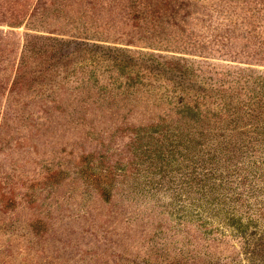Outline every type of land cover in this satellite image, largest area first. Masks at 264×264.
<instances>
[{
  "label": "trees",
  "instance_id": "16d2710c",
  "mask_svg": "<svg viewBox=\"0 0 264 264\" xmlns=\"http://www.w3.org/2000/svg\"><path fill=\"white\" fill-rule=\"evenodd\" d=\"M104 4L109 5L108 11L103 9ZM205 4L210 7L209 1ZM83 6L89 10L82 9ZM161 7L158 0H18L7 9L0 3V26L6 25L9 28H0V106L2 99H5L0 108V194H5L4 189L10 186L7 179L20 173L27 175L17 162L11 160L15 159L13 154L16 150L28 148L30 141L31 147L37 149L43 144L34 138L27 142L28 136L38 132V124L34 120L50 116L44 113L52 112L59 106V103H47L39 97L40 88L34 84L36 63H50L49 54L52 50H60L61 46L70 42V38L82 37L78 35L87 29L83 25H86L88 16L108 21L109 27L103 31L113 25L110 19L115 21V43L152 48V51L158 49L165 55L180 53L178 48L165 42L173 36L167 35L164 15L173 17L175 11H171L170 5L163 9ZM185 12L181 17L188 11ZM192 12L189 11L188 14ZM199 19H211L220 23L225 33L223 46L228 47L230 40L235 47L230 52L194 50L188 54L245 64L248 68H253L248 69L252 70L250 72H256L259 66L264 67V0H214L212 10L206 8V12L197 15L196 20ZM196 20L195 23H200V32L206 30L203 27L209 29L208 25L203 26V22ZM23 23L35 27L33 30L45 32V35L27 31L19 33L16 28ZM204 33L202 38L207 36V32ZM209 36L211 37L210 34ZM257 72L260 73L258 77L249 75L250 77L243 78L238 74H231L232 78H218L230 84L226 88L219 87H222L219 90L222 97L216 103L186 95L188 98L171 105L174 112L180 115L171 122H166L161 117H150L144 124L134 126L136 129L133 133H128V129L111 132L110 136L115 139L130 138L125 150L119 151L122 155L114 160H107L115 155L112 152L105 153L110 149L106 146L107 143L103 152L97 154L100 149L87 151L83 138L74 139L70 146H66V152L72 154L70 158L77 156L81 162H86L76 164V173L80 174L69 173L67 176L70 179L68 182L74 183L72 189L68 188L71 192H63L64 187H60L63 182L53 184L58 189L53 207L49 202L42 205L38 201L36 205L37 208L40 205L44 207L43 213L48 218L47 221L52 223L54 234L63 224L70 227L67 238L78 241L79 238L86 237L89 239L86 240L89 248L83 249L84 252L104 261L117 257H123L125 261L137 257L149 259L145 251H142L143 248L136 245L137 242L146 246V241L152 237V228L149 226L153 222L148 223L149 226L143 225L146 224L143 223V215L147 217L154 208L151 205L154 194L145 192H152L151 188L155 186H152V175L157 172L158 167L167 164L166 167H171L168 169L170 174L166 176L160 189H164V192H179L180 207H193L215 213V219L224 221L225 226H221L219 236L230 241L227 250L229 256L234 252H242L252 258L255 250L264 245L263 210L258 205L259 180L262 175L259 139L262 131L257 119L261 115L259 108L264 102V71ZM67 83L66 74H63L58 84L55 82V86L42 96L48 98L55 87L64 89L68 86ZM136 87L143 90L138 84ZM29 92L31 97L38 96V104L30 109L32 120L26 124L22 118L25 115L22 107L26 104L23 96ZM201 109L207 112L200 113ZM214 124H219L218 131H215ZM27 125L32 128L21 133ZM171 135L180 138V143L188 142L192 145H180L183 148L179 151L172 141L165 142V138L168 139ZM194 137L200 139L201 144L206 143V146L196 147L197 144L192 143ZM143 140L146 142H142ZM246 150L254 154L245 153ZM115 161L118 167L114 165L111 168L112 164H106ZM58 164H64V160L61 158ZM59 168L56 167L54 171ZM83 192L89 194L84 197V202L78 197ZM33 198L39 199L36 195ZM36 199L31 201L35 204ZM28 206L23 202L17 204L16 201L12 204L8 198L0 199V212L8 214L10 222L17 218L15 212L19 207L26 209ZM96 207H99L97 212ZM20 222L29 223L25 220ZM123 223L131 228L124 235L123 246L118 247L114 245L116 240L110 235V230L113 231L115 226ZM160 223L159 221L157 225ZM35 227L39 229L36 231L32 226L36 234L40 229L45 231L41 223ZM167 227L172 228V224H167ZM225 227L228 228L226 231ZM136 229L137 236H133L132 230ZM201 231L202 233L196 228L194 238L206 243L190 240L187 232L182 234L184 240L180 236V258L193 257L198 259L199 264L204 259L210 260L220 255L211 254V248L216 245L218 238L210 230ZM232 239H237L238 244L233 243ZM249 246H253L252 251Z\"/></svg>",
  "mask_w": 264,
  "mask_h": 264
},
{
  "label": "rangeland",
  "instance_id": "374dc122",
  "mask_svg": "<svg viewBox=\"0 0 264 264\" xmlns=\"http://www.w3.org/2000/svg\"><path fill=\"white\" fill-rule=\"evenodd\" d=\"M17 1L0 0V3L4 9H7ZM206 1H209L210 7L205 4ZM213 1L158 0L162 6L161 9L170 5L171 11H175L173 17L162 15L167 35L173 36L165 42L178 48L180 53L165 55L158 49L152 51V48L115 43L117 42L114 40L117 30L116 22L110 19L113 25L103 31L109 27L108 21H101L88 16L86 25H83L87 29L78 35L82 37L70 38V42L61 46L60 50H52L49 54L50 63H42L41 61L36 63V81L34 84L40 88L39 97L41 96L47 103H59V106L52 112L44 113V115L50 116L38 117L34 120L38 124V132L36 135L28 136L27 142L34 138L38 143H43L40 145L41 148L31 147L30 141L28 148H21L13 154L16 160L11 158L27 175L20 173L7 179L10 186L4 189L5 194H0V199L8 198L12 204L15 201L17 204L23 202L29 205V208L22 209L19 207L15 212L17 218L12 222L7 219L8 214L3 215L0 212V264H198L196 258H180L179 252L180 236L184 240L185 237L182 234L185 232L191 238L190 240L206 243L194 238L196 228L201 233V230H210V233L218 238L216 245L211 248V254H220L218 256L222 257L214 256L210 260L204 259V262H199V264H264V245L255 250L252 258L242 252H234L235 254L229 256L227 250L230 241L224 236H219L222 231L221 226H225L224 221L215 219L213 217L215 213L212 214L211 211L180 207L179 192H172V190L164 192V189H160L162 182L170 174L168 169L171 167H166L167 164L162 165L164 167H158L157 172L152 175L154 178L152 186L155 185L153 189L151 188L152 192H145L150 195L154 194L151 200V205L154 208L150 210L147 217L143 215L145 218L143 223H146L143 225L149 226L148 223L153 222L149 226L152 228V237L146 241V246L145 244H137V242L136 245L143 248L142 251H145V255L149 259L137 257L125 261L123 257H117L104 261L93 254L88 255L84 250L89 248L86 242L89 239L85 236V238H79L78 241L68 239L70 227H66L64 224L54 234L53 225L47 221L48 218L43 213L44 207L40 205L49 202L48 204L53 207L54 196L58 190L53 187V184L63 182V186H60L64 187L63 192H71L68 188L72 189L74 183L68 182L70 179L67 176L69 173L72 175L80 174L76 173V164L86 162H81L77 156L70 158L72 154L66 152L68 151L67 147L74 139L83 138L87 151L94 148L100 149L97 154L103 152L105 143H107L106 146L110 149H107L105 153L112 152L115 154L112 159L108 157L107 160H114L122 155V153L119 154V151L125 150L126 143L130 141V138L115 139L110 136L111 132L128 129V133H133L136 129L133 128L134 126L144 124L150 117L155 119L161 117L166 119V122H171L175 117H180L174 112L175 109L171 105L177 104L180 99L188 98L187 96L192 98L198 96L201 99L209 100L210 103H216L222 97L219 90L230 84L218 78H232L231 74H238L243 78L258 77L260 73L257 71H264V67L261 66L256 68V72H250L252 70L248 69L253 68H248L245 64L207 58L198 54H188L194 50H212L215 53L230 52L235 47V44L231 43L230 40L228 47L223 46L225 33L222 30V25L211 19H199L203 22V26H209V29L203 27L206 29L203 31L207 32V36L202 38L205 33L199 31L200 23H195V20L197 15L206 12V8L212 10ZM104 6L103 9L108 11L109 5L104 4ZM82 9L89 10L85 6ZM185 11L193 12L189 14L187 12L184 17H181ZM107 18L110 17L107 16ZM199 20L196 21L200 22ZM257 27L259 28V26ZM0 28L2 30L9 29L6 25H2ZM32 28L35 27L23 23L16 30L19 33L27 31L45 35V32ZM107 36L109 37L107 38ZM63 74H66L68 86L64 89L55 87L48 98L42 96L55 86V82L58 84ZM137 84L143 90L137 89ZM220 86L222 87L219 88ZM64 97L65 100H63ZM138 98L139 100H136ZM4 100L2 99L0 108H2ZM37 100L38 96L31 97V92L23 96V101L26 104L22 107L25 114L22 118L26 124L32 120L30 109L33 105L38 104ZM259 109L261 115L257 119L262 131L259 139L262 175L259 180L258 205L263 210L264 218V102ZM203 112L207 111L201 109L200 113ZM214 127L215 131H218L219 124H214ZM31 128L32 126L27 125L20 132L24 133L26 129ZM166 141H172L179 151L183 148L180 145H192L188 142L180 143V138L173 135L169 136L168 139L165 138ZM142 142L145 143L146 140ZM192 143L197 144L196 147L206 146V143L202 142L203 144H201V140L195 137L192 139ZM245 153L254 154L247 150ZM61 158L64 160V164H58ZM96 158L98 159V157ZM102 160L101 162H103ZM106 164H112L111 168H114V165L118 163L115 161L113 163L106 162ZM56 167L59 168L58 172L54 171ZM79 191L81 190L79 189ZM83 193L79 194L78 197H81V201L84 202V197L89 194ZM33 194L39 199L33 198ZM32 199H36L35 204L31 201ZM38 201L40 202L39 208L36 207ZM98 210L99 207H96V212ZM144 210L149 212L147 209ZM38 212L40 214H37ZM20 220L29 221V223L20 224ZM159 221L161 223L157 225ZM40 223L43 224L45 231L40 229L36 234L32 230V226L37 231L39 229L35 225ZM170 223L172 228L167 227V224ZM130 228L126 223H123L115 226L113 231L110 230V235L112 234V238L116 240L114 245L123 246L124 235ZM227 229L225 227V231ZM137 233L138 229L132 230L133 236H137ZM231 241L237 243V239ZM39 243L42 245L39 246ZM34 244L35 246H33ZM249 247H251L249 250L252 251L253 246ZM160 256L163 260L159 258ZM127 257L130 258L131 256Z\"/></svg>",
  "mask_w": 264,
  "mask_h": 264
}]
</instances>
